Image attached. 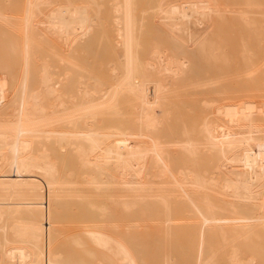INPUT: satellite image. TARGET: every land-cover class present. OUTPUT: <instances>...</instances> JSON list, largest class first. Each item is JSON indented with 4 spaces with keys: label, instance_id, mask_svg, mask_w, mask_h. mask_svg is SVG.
<instances>
[{
    "label": "bare ground",
    "instance_id": "obj_1",
    "mask_svg": "<svg viewBox=\"0 0 264 264\" xmlns=\"http://www.w3.org/2000/svg\"><path fill=\"white\" fill-rule=\"evenodd\" d=\"M2 1L18 71L0 107V264H44L76 216L74 244L105 249L113 264H264V0L157 4L183 34L174 45L165 32L142 44L159 0H25L15 14ZM39 41L67 50L44 58ZM107 44L116 86L79 59ZM174 95L177 108L198 103L183 119L173 111L179 123ZM53 97L69 100L56 109ZM101 99L103 117L90 110Z\"/></svg>",
    "mask_w": 264,
    "mask_h": 264
},
{
    "label": "rangeland",
    "instance_id": "obj_2",
    "mask_svg": "<svg viewBox=\"0 0 264 264\" xmlns=\"http://www.w3.org/2000/svg\"><path fill=\"white\" fill-rule=\"evenodd\" d=\"M16 0H13V5L11 4L12 3V1L10 0V2L11 3H9L8 1L7 2H4V1H2L3 3V5H5V6H7L6 8H7V10H10L9 12H12L13 11V14H15L16 12H15V10H16V7H15V9H14V6H16L17 5V3H18V9L16 10V11H18V10H20L21 9V7L23 8L22 10L24 11V8H25V0H19L20 2H16L15 3V5H14V2H15ZM147 1H149V0H147ZM147 1L145 0H142V2L143 3H147ZM153 1V0H152ZM167 2V0H159V1H156V5H154V6H157V4H159V6L160 5H164V7L166 6H169L170 5V3H173L174 2V4H176V5H179V3H181V5H183V0H168V1H171L170 3L168 2V3H163V2ZM25 2V3H24ZM141 2V3H142ZM155 2V1H154ZM142 3V4H143ZM153 3V2H152ZM151 2L149 3L150 5L147 7V5H148V3L146 4V7H147V9L148 10H146V13H147V16L145 17V19H144V27H145V29H147V26L149 25V27L150 28H152V29H149V33L148 34H150V32L151 33H153V35L152 36H154V39L150 36H148L149 38L147 39H145L144 41L142 40V44H146V45H148L145 41L146 40H149V39H151L152 41L154 40L155 41V38H156V40L157 41H155V43H157L159 40L161 41L162 39L163 40H165L164 38H162V39H159V37L161 36V34L159 33V32H162V33H164V34H162V36H164L165 38H166V40L168 41H166L167 43H173L174 41H171V40H173V38L174 37H176V38H174V39H177V40H175L176 41V43L180 40L181 41V43H182V41H183V36H182V39L180 38L181 37V35H183V34H174V32L172 33L171 31H173V29H168V28H171L170 26L168 27L167 25H169L170 23L167 21V19H166V17L164 16V14H163V7H161L162 8V10H159L158 8H159V6H157V7H154V8H156V9H153L152 7H153V5H152V9L150 8V6H151V4H152ZM11 4V5H10ZM20 4V5H19ZM169 4V5H168ZM22 5V6H21ZM25 5V6H24ZM181 5H179V6H181ZM11 6H13V9H10V8H12ZM21 6V7H20ZM24 6V7H23ZM165 7V8H166ZM144 9H145V6H144ZM152 11H151V10ZM150 10V11H149ZM22 11V12H23ZM143 11H145V10H143ZM15 12V13H14ZM20 12H21V10H20ZM155 14H153V13ZM157 12V13H156ZM145 13V12H144ZM157 14V15H156ZM150 15H153V18L155 19L156 18V20L154 21L153 20V18H151V16ZM156 16V17H155ZM105 18V17H104ZM108 18V17H107ZM106 19V18H105ZM158 19V20H157ZM107 20V19H106ZM104 21V29H106L107 27H109V25H108V22L109 21ZM154 22H156L157 24H155ZM108 25V26H107ZM168 27V28H167ZM107 30V29H106ZM151 30V31H150ZM167 30V31H166ZM145 33V32H144ZM146 33V34H147ZM169 33V34H168ZM145 34V35H146ZM170 34H171V36L172 37H170ZM160 35V36H159ZM176 35V36H175ZM179 35V36H178ZM142 36H144V34L142 35ZM147 36H144V37H147ZM161 36V37H162ZM144 37L142 38V39H144ZM160 37V38H161ZM56 38V36L54 37V39ZM58 38V37H57ZM57 38H56V40H57ZM53 38H51V40H52ZM170 39V40H169ZM8 39H6L1 33H0V95H1V101H0V107L3 105V107H4V104L5 103H9L10 102V100H11V97H12V94H11V90L12 89H10V88H12V87H10L9 85L11 84V81H12V79H13V76L15 75V74H17V61H16V58H15V56H14V53H13V51L11 50V47H10V45H9V42L7 41ZM59 40V39H58ZM152 41H149V42H152ZM159 41V42H160ZM40 42V41H39ZM53 42V41H52ZM51 42V43H52ZM56 42H58V43H56V44H58V46L55 44V42L54 43H52L51 45H52V47L54 46V44L57 46V48L58 49H56V47L54 46V48L56 49H53V50H50V46H49V44H47V43H45V41H44V43H43V41H41L40 43L43 45V48H40V47H42L41 46V44L39 45V43H38V45H39V52L42 54L43 52H41L42 50H44V52L46 53V55L47 56H44V53L41 55L42 57L44 56V58H49L50 59V57H49V54L50 53H57L58 54V51H61V48H60V45H61V47H63V45H62V41H60V43H59V41H56ZM158 42V43H159ZM165 42V41H164ZM164 42H161L160 44H162V43H164ZM231 42V44H233L234 45V43H232V42H234V41H230ZM229 42V43H230ZM154 43V42H153ZM60 44V45H59ZM151 44V43H150ZM174 44H175V42H174ZM174 44H172V45H174ZM230 44V45H231ZM46 45H47V47H46ZM172 45H171V48H170V45L169 46H166L165 44L164 45H162L163 47H165L166 49H167V47H169L168 49H172ZM232 45V46H233ZM49 46V47H48ZM103 46V45H102ZM102 46L101 47H99L97 50V55L94 53H92L93 54V56H92V54L91 53H89V52H87L88 50H86V49H84L83 51L81 50L80 51V56H79V59H81L82 61L81 62H83V65L84 66H86V67H88V65L89 64H91V66L89 65V69L91 70V71H94V72H91V73H95V71H96V78H100V80H102L101 82L102 83H105L107 86H116V85H118V78L117 77H115V75H113V73H112V71H111V68H107V67H109V62L110 61H112V56H111V54H110V50H109V46H108V44L107 45H104V47L102 48ZM106 46V47H105ZM108 47V48H107ZM100 48H102V50L100 49ZM106 49V50H104L103 51V49ZM40 49H42L41 51H40ZM46 50H50V52L49 51H46ZM62 50L63 51H65V50H67V48H62ZM86 51V52H85ZM102 51V52H101ZM168 51V50H167ZM11 52V53H10ZM99 52H101V53H99ZM64 53V52H63ZM83 54H84V56H83ZM148 54H149V50L148 49H143V51H142V55H143V57L144 58H146V57H148ZM38 55H39V53H38ZM40 55L38 56V58H40ZM51 55V54H50ZM89 55H91V56H89ZM85 58L84 60H83V58ZM95 56V57H94ZM97 56V57H96ZM37 58V62L39 63V64H41L42 62H44L43 60H40V59H38ZM49 59H46L47 61L49 60ZM99 59V60H98ZM56 61V60H55ZM84 61H87V63L88 64H86V62H84ZM41 62V63H40ZM97 64H95V63ZM98 62V63H97ZM102 62V63H101ZM105 62H106V64H105ZM54 63V62H53ZM56 63H58V61H56ZM93 64H95V65H93ZM100 65V67H99V65ZM102 65V66H101ZM43 66V65H42ZM54 66V65H53ZM57 66V65H56ZM58 66H60L59 65V63H58ZM57 66V67H58ZM95 66V67H94ZM39 67V68H38ZM47 67V66H46ZM57 67H54V69L56 68V69H59L60 67H62V66H60L59 68H57ZM93 67V68H92ZM41 68H43L42 69V71H44L43 73H45V74H47L48 73V71H50L51 69H53V67L51 68V67H49V69L50 70H45L44 69V67H41V65L40 66H37V69H41ZM103 68H105V71H104V69ZM233 68V67H232ZM37 69H35V72H37ZM55 69V70H56ZM17 70V71H16ZM39 72L41 71V70H38ZM41 71V72H42ZM56 71H58V70H56ZM98 71V72H97ZM107 71V72H106ZM15 72V73H14ZM33 73V74H36V73ZM233 72V71H232ZM52 73H53V70H52ZM91 73H89L90 74V76L92 75ZM38 74V73H37ZM35 75V76H37V78H39V76L38 75ZM54 74V73H53ZM94 74V75H95ZM107 74V75H106ZM41 75V74H40ZM233 76H234V73L232 74ZM44 75H42V77H43ZM108 77V78H107ZM230 77H232L231 75H230ZM91 78H93V76L91 77ZM102 78H104V79H102ZM41 80V79H40ZM40 80H39V83H43V85L46 83V85L48 84V81L47 82H45L44 83V81L43 82H40ZM183 83V82H182ZM181 83V84H182ZM12 84H13V82H12ZM11 84V85H12ZM38 84V83H37ZM180 84V82H179V84H177L176 85V88H177V90L175 91V93H178L179 94V99L181 98H183V84L181 85ZM232 84H233V82H232ZM42 85V84H41ZM104 85V84H103ZM35 86H36V84H35ZM37 86H39V88H41V86L40 85H37ZM43 87H45V85L43 86ZM42 87V88H43ZM182 89H181V88ZM263 88H264V86H263ZM72 91H74L73 90V88L71 89ZM71 90H70V92H71ZM174 90H175V88H174ZM174 92V91H173ZM182 93V94H181ZM196 95H194L193 97L194 98H196L195 97ZM176 96L174 95V96H170V100L172 101H170V103L171 104H173V106H174V108H172L173 106L172 105H170L171 106V108L170 109H172V110H170L171 111V114L173 113V111L174 110H176L180 115H181V117H182V119H183V110L185 109L186 110V107H188L187 105L184 107V105H181V103L183 104V102L180 100V103H179V107L178 108H183L181 111L176 107L177 106V100L179 101V99H178V97H177V99L175 98ZM199 97V96H198ZM54 98V99H53ZM51 100L53 101V102H55V103H57L56 105H55V103L53 104V102H49L48 104H50V105H53V106H55V108L56 109H61V108H63L64 106L63 105H65L66 106V102L69 100V98H67V97H61V98H58V97H53ZM65 98H67V100L65 99ZM188 98H190V97H187L186 99H188ZM192 98V97H191ZM190 98V99H191ZM123 99V100H122ZM173 99V100H172ZM50 100V101H51ZM64 100V101H63ZM64 102V103H63ZM173 102H175V103H173ZM119 106L118 107H121L120 109L122 110V114H120V115H118L119 117L121 116L122 117V119L123 120H125L127 123L125 124V125H127L128 124V126H130L129 125V123L128 122H132L131 121V118H132V115L130 114V110L132 109V106H131V104L129 103V102H127L126 100H125V98L124 97H122L121 96V98H120V100H119ZM125 103V104H124ZM62 106H61V105ZM176 104V105H175ZM198 103H193V104H191L190 103V109L189 110H191V111H194V110H196L195 109V107H193V106H195V105H197ZM91 106H90V110L91 111H93V110H95V108H97L98 107V109L101 111V116L103 117V113H105V106H104V100H102L101 99V101L99 102V104L98 105H94V104H90ZM192 105V106H191ZM49 106V105H48ZM169 106V107H170ZM182 106V107H181ZM3 107L1 108V109H3ZM131 109H130V108ZM193 107V108H192ZM176 108V109H175ZM199 108H201L200 107V104H199ZM187 109V110H188ZM198 109V108H197ZM184 110V111H185ZM6 111V110H5ZM8 111V110H7ZM175 111V112H176ZM180 111V112H179ZM126 112V113H125ZM190 112V111H189ZM177 113V114H178ZM184 113H186V112H184ZM170 114V116H172L173 118H175V119H173L172 117V120H176V118H178V116H179V118H181L180 117V115L178 114V115H176V113H174V114H172L171 115ZM124 115V116H123ZM174 115L175 116H177V117H174ZM190 115V114H189ZM195 115V114H194ZM116 118V117H115ZM112 119H114V117L113 116H108L107 117V121H109V123H110V121H112ZM120 119V118H119ZM171 120V121H172ZM182 121L181 119H178V121H177V123H179L180 121ZM117 121H118V119H117ZM120 122H121V120H119ZM124 121V122H125ZM123 122V121H122ZM172 123V122H171ZM174 123H176V122H173V124L172 125H175ZM122 125H124V124H122ZM52 129V128H51ZM51 129H49L48 131H51ZM55 130H57L56 128L53 130L52 129V131H55ZM174 131H175V129H173ZM51 131V132H52ZM171 132H173L172 130H171ZM43 135H44V133H43ZM53 147V146H52ZM53 149H54V147H53ZM159 180V179H158ZM168 180H170V179H168ZM165 181V180H164ZM166 182V181H165ZM213 197H218L219 195H217V194H214V195H212ZM104 198V197H103ZM78 205V204H77ZM76 205V207H78L79 208V205L77 206ZM74 208V207H73ZM74 211H75V213L74 214H77L76 213V210L74 209ZM79 211V210H78ZM80 213V212H79ZM74 217H75V215H74ZM77 217V222L75 221V223L73 222V220H72V218H73V216H72V218H71V220H72V222H69V223H72V224H69L68 223V225H67V227H70L69 225H71V227L70 228H68V230H69V232L70 233H67L66 235H64V236H58L57 237V239L55 240V242H54V244H53V246H52V248L50 249V251H49V253H48V255H47V257H46V259H45V262H44V264H113V261L112 260H110V259H108V257L109 256H111L112 254L111 253H109L108 251H106L105 249H103V248H100V247H97V246H95V245H93L92 243H89V244H87L86 246H78V245H75L74 244V242H73V237L75 236V235H79L81 232H80V230H79V228H77L76 227V225L77 224H79V222H80V216H76ZM75 219V218H74ZM119 219V218H118ZM79 221V222H78ZM80 225H81V223H80ZM78 227H80L79 225H77ZM72 228V229H71ZM76 228V229H75ZM71 229V230H70ZM78 229V230H77ZM109 234L110 235H112L113 233H111V232H109ZM167 249V251H169V250H172L171 248H169V247H167L166 248ZM247 253V252H246ZM249 253V252H248ZM251 254V253H250ZM245 256H247V255H245ZM248 256H249V254H248ZM252 256V255H251ZM250 258V257H249ZM248 258V259H249ZM181 262V261H180ZM149 264H161V262H159L158 260H155V259H151V261L149 262Z\"/></svg>",
    "mask_w": 264,
    "mask_h": 264
},
{
    "label": "crops",
    "instance_id": "obj_3",
    "mask_svg": "<svg viewBox=\"0 0 264 264\" xmlns=\"http://www.w3.org/2000/svg\"><path fill=\"white\" fill-rule=\"evenodd\" d=\"M11 53V52H10Z\"/></svg>",
    "mask_w": 264,
    "mask_h": 264
}]
</instances>
